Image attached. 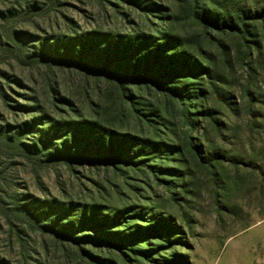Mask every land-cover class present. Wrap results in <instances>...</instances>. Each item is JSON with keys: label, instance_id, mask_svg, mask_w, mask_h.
<instances>
[{"label": "rangeland", "instance_id": "374dc122", "mask_svg": "<svg viewBox=\"0 0 264 264\" xmlns=\"http://www.w3.org/2000/svg\"><path fill=\"white\" fill-rule=\"evenodd\" d=\"M224 1L264 12V0ZM37 2L35 9L27 7L32 0H0V86L8 96H0V126L33 116L19 105H34L27 101L32 95L45 103L50 78L72 101L57 105L58 117L91 121L115 138L130 135L159 149L139 164L44 163L0 140L1 264H264V22L250 23L251 37L244 38L243 28L217 31L197 21L194 4L207 7V0H140L137 6L127 0ZM156 30L181 38L191 59L213 73L214 79L204 71L178 79V86L186 83L197 92L184 104L142 83L129 82L121 93L103 78L20 59L14 53L18 39L12 41L14 33H27L26 55L42 39L86 32L157 37ZM166 149L170 160L164 159ZM208 154L217 156L203 160ZM22 198L98 205L111 213L125 209L129 226L106 230L126 233L161 221L167 233L127 243L134 252L110 245L80 248L12 211Z\"/></svg>", "mask_w": 264, "mask_h": 264}, {"label": "trees", "instance_id": "16d2710c", "mask_svg": "<svg viewBox=\"0 0 264 264\" xmlns=\"http://www.w3.org/2000/svg\"><path fill=\"white\" fill-rule=\"evenodd\" d=\"M127 1L137 6L140 0ZM207 2H209L207 7L203 3L199 5L194 2V8L197 21L208 28L229 32L243 28L242 37L245 38L246 35L251 37L250 27L253 26H250V23L264 22V12L236 9L233 5L226 4L224 0ZM32 3L27 4V7L35 9L39 7L37 0H32ZM156 33L157 37L137 32L128 36L86 32L64 39L52 38V42L42 39L34 50L26 54L27 56L24 51L26 46L24 39L29 35L14 33L12 41L18 39L15 41L18 51L14 53L20 59L29 58L32 62L55 65L62 69L103 78L115 84L118 91L122 90L121 93L129 82L142 83L146 87L152 86L163 92L170 100L176 98L184 104L194 99L193 96L197 95V92L190 90L186 83L178 86L181 81L178 79L187 74L202 75V71L214 79L213 73L208 67L204 68L191 59L181 38L172 35L171 32L156 30ZM2 77L5 78L4 75ZM44 85L45 103L36 95H32L27 96V101L34 105H19L21 111L33 116L14 124L0 126V140L8 149L16 150L27 159L44 163L116 161L123 165L139 164L145 161L146 158L143 157H149L159 149L154 142L146 140L137 142L130 135L115 138L113 132L91 121H71L58 117L55 115L58 111L57 105H71L72 101L60 94L56 81L48 78ZM1 91L0 86V96L5 100L8 96ZM140 103L145 105L144 102ZM147 113L144 112V115ZM197 113V110L192 112ZM185 124L192 130L197 129L190 119H186ZM189 146L196 152L195 156L198 155V148L194 145ZM175 149L179 151V148ZM164 152V159L170 160V150L166 149ZM216 156L208 154V157L200 158L214 161ZM78 207L73 204L39 203L22 198L15 199L11 209L21 213L38 227L46 229L54 236L65 237L80 248L83 245H110L134 252L135 250H131L127 243L135 241L141 243L153 234L164 237L162 234L167 233L166 224L161 221L143 227L132 226L126 233L121 230H106L108 227L129 226L123 222L127 213L125 209L111 213L98 205ZM162 220L165 222L167 219ZM87 229L92 230L93 234L85 233ZM121 233L123 235H120ZM111 234L115 237H111ZM137 251L141 254L146 253L145 250ZM173 261L174 259L166 260L167 264H173Z\"/></svg>", "mask_w": 264, "mask_h": 264}]
</instances>
